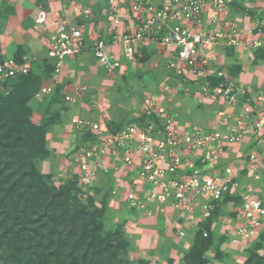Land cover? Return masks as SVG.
<instances>
[{"label": "built area", "instance_id": "1", "mask_svg": "<svg viewBox=\"0 0 264 264\" xmlns=\"http://www.w3.org/2000/svg\"><path fill=\"white\" fill-rule=\"evenodd\" d=\"M105 1L115 15L117 4L127 13L124 20L117 14L112 30L104 28L110 38L100 30L85 36L64 18L53 21L45 57L51 84L37 95L54 94L68 61L86 50L112 75L122 70L121 58L134 61L142 49L156 45L167 51L168 69L194 82L200 103L214 105L215 115L205 128L182 125L157 105L152 111L157 121L133 122L116 132L102 118L73 119L71 127L80 136L68 151V167L76 188L90 195L109 183L111 202L147 217L169 203L184 214L178 239L226 209L236 223L234 241H256L264 234V85L256 90L241 86L218 67L217 49L240 45L237 26L225 22L233 1ZM84 15L91 16L89 11ZM45 18L39 12L37 23ZM256 42L254 48L264 46ZM30 68L23 55L18 60L0 55V95H9L15 80ZM212 76L220 79L215 87L208 81ZM84 91L75 86V94ZM62 96L67 103L74 101L71 95Z\"/></svg>", "mask_w": 264, "mask_h": 264}, {"label": "rangeland", "instance_id": "2", "mask_svg": "<svg viewBox=\"0 0 264 264\" xmlns=\"http://www.w3.org/2000/svg\"><path fill=\"white\" fill-rule=\"evenodd\" d=\"M232 1L227 5V9L234 11L236 17L240 20L244 21L248 18L251 21L250 23H255L250 28L242 26V23L241 25L238 23L240 26L237 25L240 45L236 48L242 47L246 53L249 52L253 56L249 63L244 64V70H249L250 67L259 62L255 59L254 53L258 48H254V44L257 43L256 41L264 43L259 40L258 36L254 37L257 34H263L260 31L264 32V0ZM235 22L237 23V21ZM166 52L165 48L153 45L151 48L145 49L142 56L136 57L134 61H127L121 58L122 70L116 71L112 75L104 72V69L99 65V68L93 65L90 68V65L83 61L76 68V81L70 82L62 74L60 78L61 93L54 92V94L45 96H38L37 91L50 85L51 77L47 74L46 61L37 63L39 66L33 69L36 76L30 78L32 80L21 84L16 96L20 97L23 94V90L27 87L34 86L35 88L31 94L32 98L27 103L31 109L30 121L35 126L44 127L48 152L44 159L36 161V168L43 175L52 176L50 182L54 187L58 188L66 185L72 179L71 169L68 167L71 161L68 159V151L74 141L78 142L80 136L71 127V122L75 118L90 121L102 118L108 122L114 121L123 124H127L130 120L145 122L147 121L146 117L148 118L156 106L160 105L161 107H166L182 125L188 124L205 128L212 123L215 115H213L215 112L214 105L207 107L204 106L206 104L200 103L197 95L198 88L194 82L184 81V79L177 77L168 69ZM227 54L229 55V52L226 53V57ZM258 55L262 54L258 53ZM229 67L230 65L223 66L222 69L226 71ZM77 85L85 87V91L75 94V86ZM62 93L71 95L74 101L72 103L65 102ZM101 105H106V107L101 110ZM34 113H37V115H34ZM111 191L112 187L110 184L105 183L94 188L90 195L83 194L78 190L75 198L79 204L86 206L88 211L91 212L94 208L100 211V221L104 226L105 232H113L119 229L122 239L127 243L126 250L121 253L125 262L129 264H149L146 260L138 259L134 255L135 250H137L136 242L138 237L128 232L126 217L128 212L122 209L121 205L118 207L116 202L110 201ZM88 197L92 200V206L87 201ZM218 217L222 219L218 220ZM225 217V210H221L212 220V224L215 222L217 224L215 230L211 229L213 243L208 252H211L213 257L218 259L221 258L219 247L226 242V238L222 234ZM194 232L195 230L189 234L190 246L193 243ZM255 242V240L247 242V244L249 243L248 247L244 248L243 253L238 254L232 253L234 250L228 247L227 249L229 250L225 253L226 258H229L234 264H243L248 258L249 252L255 251L258 247ZM260 247L261 249H258L257 253L262 255L264 243L260 244ZM3 251L4 246H1L0 254ZM205 255L206 253L204 254V259ZM158 257L165 264H173L171 259L162 258V256ZM206 257L209 256L207 255ZM213 257L210 260H213ZM205 260L206 264H209L210 260L208 258ZM181 264H183L182 261Z\"/></svg>", "mask_w": 264, "mask_h": 264}, {"label": "trees", "instance_id": "3", "mask_svg": "<svg viewBox=\"0 0 264 264\" xmlns=\"http://www.w3.org/2000/svg\"><path fill=\"white\" fill-rule=\"evenodd\" d=\"M143 52L144 49L137 57ZM254 54L256 60H263L264 47L256 49ZM19 57L20 54L16 55L17 60ZM45 66L51 77L50 66L47 63ZM232 66L226 72L235 80L241 73V66ZM35 76L31 70L15 80L9 95H0V247L4 246L0 263L129 264L121 255L127 248L121 232L119 229L105 232L100 211L94 208L90 212L78 203L76 182L70 180L56 188L50 182L51 175H43L37 170L36 161L44 159L48 152L44 127L30 121L31 109L27 103L35 88L27 87L20 97L16 96L19 86ZM208 81L210 87H215L220 79L212 76ZM60 89L55 92L60 93ZM146 119L142 123L157 121L154 114ZM133 122L137 121L130 120L127 124ZM125 125L107 122L112 132ZM229 200L226 198L225 202ZM87 201L92 206L90 197ZM212 220H206L195 230L193 243L183 256V264H206L204 254L213 243ZM204 232L206 237H203ZM255 243L258 247L249 252L243 264H264V251L262 255L257 253L260 244L264 243V234Z\"/></svg>", "mask_w": 264, "mask_h": 264}, {"label": "crops", "instance_id": "4", "mask_svg": "<svg viewBox=\"0 0 264 264\" xmlns=\"http://www.w3.org/2000/svg\"><path fill=\"white\" fill-rule=\"evenodd\" d=\"M115 1L119 2V0ZM117 10L118 13L116 12L115 15L105 0H0L1 58L5 59L20 54L31 61V70L36 69V66H39L38 62L46 61V51L49 36L53 29V21L64 18L70 24L80 27L85 36L100 30L102 36L110 38L105 33L104 28L109 31L113 29V21L117 19V14L118 17L122 16V20L126 18L127 13L124 6L117 4ZM41 11L46 15L45 22L42 24L37 23V17ZM84 11H89L91 16H85ZM235 14L234 11L227 9L225 22L234 23L236 26L242 23V26L246 28H250L252 24H255L254 22L250 23L251 21L248 18L244 21L240 20ZM257 36L261 42H264L263 34H257L254 37ZM151 46L153 45H149L146 49L151 48ZM244 50L242 47L235 50L217 49V64L221 68L235 64L240 65L241 73L235 81L240 85L256 90L259 86L264 85V59L255 65L252 64L253 66L249 70H244V64L253 59L252 54L246 53ZM228 52L229 56L226 57L225 55ZM83 61L90 65V68L93 66L98 67L92 57V52L86 50L82 55L68 61L63 77L70 82L76 81V68ZM105 107L106 105H101V110ZM34 115H37V113H34ZM120 205L122 209L128 212L126 216L128 232L138 237L137 250L134 253L138 259L146 260L149 264H165L158 257L162 256V258L171 259L173 264H181L182 258L190 246V232L182 239L176 237L177 230L183 225L181 218L184 217V214L182 211L174 209L168 203L161 206L160 212L157 211L151 217H147L141 212L128 210L124 205L117 203L118 207ZM224 210L226 217L223 220L222 234L226 238V242L219 247L220 259L213 257L211 252H206L205 259L210 260L213 257L209 264H234L233 261L226 258L225 253L229 250L227 248L230 247L234 250L232 253L238 254L243 253L242 251L249 244L234 241L236 239V223L232 220L231 213L226 209ZM217 219L222 218L218 217ZM216 224V222L212 224V230H215ZM207 255L209 257H206Z\"/></svg>", "mask_w": 264, "mask_h": 264}]
</instances>
